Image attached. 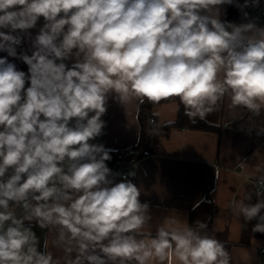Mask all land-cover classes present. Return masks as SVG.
I'll list each match as a JSON object with an SVG mask.
<instances>
[{"label": "clouds", "instance_id": "obj_1", "mask_svg": "<svg viewBox=\"0 0 264 264\" xmlns=\"http://www.w3.org/2000/svg\"><path fill=\"white\" fill-rule=\"evenodd\" d=\"M223 5L248 20V0H0V264H230L204 221L166 218L145 232L149 203L95 142L110 98L177 97L196 123L227 95L229 108L261 115L264 26L222 20ZM25 38L31 54L17 50ZM255 195L233 212L264 234V192ZM33 223L55 231L62 256L47 241L40 250Z\"/></svg>", "mask_w": 264, "mask_h": 264}, {"label": "crops", "instance_id": "obj_2", "mask_svg": "<svg viewBox=\"0 0 264 264\" xmlns=\"http://www.w3.org/2000/svg\"><path fill=\"white\" fill-rule=\"evenodd\" d=\"M228 8L229 5L221 6L222 20ZM259 17L264 19V3L253 8L248 20L230 21L254 20L264 26V20L258 23ZM42 23L41 20L36 29L30 30L33 36ZM20 45L22 51L31 54L27 38ZM229 103L226 95L219 102L218 110L203 120L215 128L175 126L159 138L153 153L134 161L125 171L127 179L140 188L141 202L150 205L152 220L145 226V232L155 234L157 226L166 218L172 221L170 227L196 228L195 221H204L208 227L202 231L232 244L230 264H264L261 253L264 234L251 231L255 220L246 223L233 212L239 201L255 203L257 182L264 177V132L259 131L264 128V111L254 117L242 107L229 108ZM139 104L138 99L132 98L122 106L110 98L107 114L102 117L107 126L95 142L115 152L131 150L140 137ZM177 107L176 102L156 106L157 124L163 126L175 121ZM121 178L116 176L117 180ZM249 195L251 201L247 200ZM13 210L17 216L22 215V209L13 206ZM32 227L40 250H45L47 241L48 251L54 256L63 255L59 248L52 246L55 231L41 229L34 223ZM171 264L178 262L173 258Z\"/></svg>", "mask_w": 264, "mask_h": 264}, {"label": "trees", "instance_id": "obj_3", "mask_svg": "<svg viewBox=\"0 0 264 264\" xmlns=\"http://www.w3.org/2000/svg\"><path fill=\"white\" fill-rule=\"evenodd\" d=\"M240 5L245 4V0H236ZM264 0H260V4H263ZM254 7L251 6V2H248V6L244 8V11H247L249 14L253 10ZM243 18L242 13L240 9L236 6L229 5L227 15H225V18L223 20H232V19H238ZM17 50L22 51L21 45L17 46ZM7 56L6 52L0 51V57ZM9 60L14 62L19 70L27 71V66L19 61V60H13V58L9 57ZM169 102H176L179 111H177V119L173 122H169L162 125H158L156 122V117L154 114V108L158 105L169 103ZM154 117L155 118V124L152 126L149 123V118ZM138 119L140 123V137L138 142L134 145V147L127 151L128 157L125 160H120L116 156L115 151L110 150V154L112 155V160L108 162V166L112 170H117L118 167L122 165L123 162H127V164H132L134 161L139 160L151 153H153L156 150L157 142L159 138L163 135H166L169 133L170 129L175 126H187L191 128H198V129H213L212 125L204 122V121H196V123L190 122L189 118L184 115V107L179 102V98L173 97L169 99L161 100L157 104L149 103L145 101L144 103L139 104L138 109ZM155 130V131H154ZM224 242V241H222ZM226 249L228 250L229 254H231L232 244L228 242H224Z\"/></svg>", "mask_w": 264, "mask_h": 264}, {"label": "built area", "instance_id": "obj_4", "mask_svg": "<svg viewBox=\"0 0 264 264\" xmlns=\"http://www.w3.org/2000/svg\"><path fill=\"white\" fill-rule=\"evenodd\" d=\"M264 19L262 17H259L257 19L258 23H261ZM149 123L154 126L155 124V118L154 117H150L149 118ZM116 156L120 159V160H125L128 157V152L126 150H119L116 152ZM130 166V164H127V162H123L122 165L120 167L117 168V170H114V173H118L119 176H121L122 178H127L128 177V173L125 171L128 167ZM256 192L257 191H264V183L261 182V179L258 180L257 185H256ZM261 253L264 255V248L261 249Z\"/></svg>", "mask_w": 264, "mask_h": 264}]
</instances>
